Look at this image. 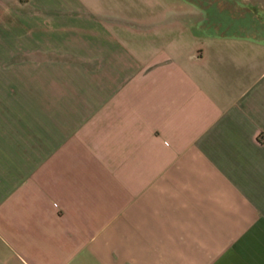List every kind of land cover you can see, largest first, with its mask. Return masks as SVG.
Listing matches in <instances>:
<instances>
[{"label":"crops","instance_id":"obj_1","mask_svg":"<svg viewBox=\"0 0 264 264\" xmlns=\"http://www.w3.org/2000/svg\"><path fill=\"white\" fill-rule=\"evenodd\" d=\"M0 264H264V0H0Z\"/></svg>","mask_w":264,"mask_h":264}]
</instances>
